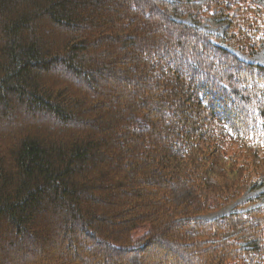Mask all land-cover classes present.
<instances>
[{
    "label": "trees",
    "instance_id": "16d2710c",
    "mask_svg": "<svg viewBox=\"0 0 264 264\" xmlns=\"http://www.w3.org/2000/svg\"><path fill=\"white\" fill-rule=\"evenodd\" d=\"M262 43L257 0H0V264H264L259 197L204 218L264 187Z\"/></svg>",
    "mask_w": 264,
    "mask_h": 264
},
{
    "label": "rangeland",
    "instance_id": "374dc122",
    "mask_svg": "<svg viewBox=\"0 0 264 264\" xmlns=\"http://www.w3.org/2000/svg\"><path fill=\"white\" fill-rule=\"evenodd\" d=\"M257 2L262 4V5H264L263 0H257ZM201 27L206 32L223 36L224 33H225V30H226L227 24L221 19L206 20ZM232 52H234L242 60L264 65V43H262L259 52L256 53L253 56L242 55V54H240L238 52H235V51H232ZM263 193H264V187L263 188L254 189V190H249L235 204H232V205H230L228 207L223 208L222 210H220L218 212H215L213 214L205 216L204 218L205 219H212V218H215V217H218V216H222V215L228 214V213L232 212L233 210H235V208L238 209V210L242 209V207H239V206H236V205H240L242 202L248 201V200H250L252 198L259 197L258 203L256 205L262 204V203H264ZM251 206H255V204H253ZM139 233L140 232L138 230H136V231L133 232V235L137 236V235H139Z\"/></svg>",
    "mask_w": 264,
    "mask_h": 264
}]
</instances>
